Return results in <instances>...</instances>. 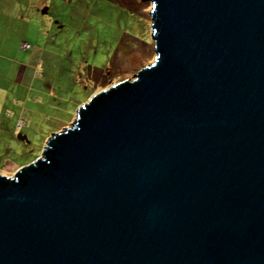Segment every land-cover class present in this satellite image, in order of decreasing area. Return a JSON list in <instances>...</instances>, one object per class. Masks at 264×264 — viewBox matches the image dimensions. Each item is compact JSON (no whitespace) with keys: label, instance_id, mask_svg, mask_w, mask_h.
I'll use <instances>...</instances> for the list:
<instances>
[{"label":"water","instance_id":"obj_1","mask_svg":"<svg viewBox=\"0 0 264 264\" xmlns=\"http://www.w3.org/2000/svg\"><path fill=\"white\" fill-rule=\"evenodd\" d=\"M155 56L0 174V264H264V0H148Z\"/></svg>","mask_w":264,"mask_h":264},{"label":"rangeland","instance_id":"obj_2","mask_svg":"<svg viewBox=\"0 0 264 264\" xmlns=\"http://www.w3.org/2000/svg\"><path fill=\"white\" fill-rule=\"evenodd\" d=\"M11 1H18L15 16L27 19L30 24L28 33L25 34L22 25L15 27V36L9 41L10 49H14V44L19 41L16 36L23 34L22 37H26L27 42L34 41L32 45L36 42L45 48L48 52L45 57L48 55V60L56 65L65 57L69 60L72 73L66 78V82L61 81V78L54 81L46 77L47 82L49 80L54 84L56 95L66 97L67 102L61 99L59 106L62 108H73L89 91L77 88L72 90V83L82 88V82L90 80L87 76L89 67L103 69L105 81H123L131 79L137 70L154 59L150 18L152 4L148 0ZM7 33L8 31L4 35ZM14 55L11 51L0 54V86L4 88V92L0 89V174L7 177H12L16 169L30 164L41 155L40 144L50 128L60 125L62 130L66 127L61 125L63 120L59 121L60 113L51 109L56 108L54 102L60 101L59 97L55 101L43 103V112L37 116H14V120L17 118L23 121L21 136L18 130H14L12 134L11 127L6 126L10 122L8 116L11 108L19 109L22 104L20 102L19 106H12L11 98L25 96V89H29L24 83L15 85L6 79ZM31 71L32 69L27 71L24 81H33ZM37 72L41 75L40 70ZM33 75L37 76L35 67ZM38 80L36 78L34 81ZM59 83L62 90L57 88ZM111 84L113 83L107 86ZM30 99L27 107L31 106ZM64 121L71 123L67 119Z\"/></svg>","mask_w":264,"mask_h":264},{"label":"crops","instance_id":"obj_3","mask_svg":"<svg viewBox=\"0 0 264 264\" xmlns=\"http://www.w3.org/2000/svg\"><path fill=\"white\" fill-rule=\"evenodd\" d=\"M17 4L18 1H11V0H0V54L2 55L3 52L11 51L13 52L14 59H12L11 62V68L9 69V75L6 78L8 82L13 83L15 85L24 83L28 85L29 89H25V96H16L14 98H11V105L12 106H19L20 102H22L21 106H19V109H15L16 107H12L11 111H9L8 124L7 127H11L12 134H14V130H18L20 132L19 136H21V131L23 129V125L20 128L16 127V121L13 119L14 116H19V118H23L24 115L30 114L32 116H37L38 113L42 111L43 103L50 102L51 100H54L59 97L60 101L54 102V106L56 108H51L57 111V113H60L59 121L63 120L61 122L62 126H68L70 125L73 120L76 118L78 108L83 105L84 102H87L98 90L103 89L107 84L109 83H116L118 81H105L104 78V71L103 69L99 67L91 68L89 67L87 70V76L90 78V80L83 81L82 88L76 84L72 83V90H75L77 88L78 90H89L85 97H82L80 102H77L76 105H74L73 108H62L59 106L61 104V99L63 98L66 102V97L62 94L56 95V89L54 87V84L51 83V81H46V77H50L52 80H56L61 78V81L66 82V78H69L71 75V66L69 64V60L67 57H65L62 62L59 65H56L53 61L48 60L47 56L45 57V54H48L45 48H43L41 45H37L36 42L32 45V42H28L29 46L27 48L21 47V43L26 41V37L23 38L22 35L26 32L28 33V24H30L27 19L21 17H16L15 14L17 13ZM22 25L24 33L20 36H16L17 41L16 44H14V49H10L9 47V41L10 39L15 36V27ZM8 31L6 35L4 33ZM5 37L6 40H5ZM27 42V41H26ZM53 53V52H49ZM64 57L66 55H61V57ZM13 63V65H12ZM33 67L36 68V75H33ZM32 69L30 73V77L33 78V81H24V78L27 74V71ZM40 70L41 75L37 72ZM80 76V75H78ZM86 76V75H85ZM36 78H38V81H34ZM60 80V79H59ZM47 84H44L46 83ZM102 82V83H100ZM48 88V90H46ZM59 90H62V85L59 83L58 87ZM0 89L4 92L3 86H0ZM94 93V94H93ZM32 96L30 99L29 97ZM30 99L31 106L27 107V101ZM88 99V100H87ZM87 100V101H86ZM55 101V100H54ZM43 112V111H42ZM72 112V113H71ZM48 116L49 114L46 113ZM69 120L71 123H66ZM73 118V120H72ZM22 120V119H21ZM60 126V125H59ZM53 127L50 128L43 136V140L40 144V150L43 149L47 137H49L52 132H57L60 130V127ZM1 130V129H0ZM24 137V136H23ZM40 156V155H39Z\"/></svg>","mask_w":264,"mask_h":264},{"label":"built area","instance_id":"obj_4","mask_svg":"<svg viewBox=\"0 0 264 264\" xmlns=\"http://www.w3.org/2000/svg\"><path fill=\"white\" fill-rule=\"evenodd\" d=\"M21 47H23V48H27L28 46H29V44L27 43V42H22L21 44ZM22 123H23V121L20 119V120H17V122H16V127L17 128H20L21 127V125H22Z\"/></svg>","mask_w":264,"mask_h":264},{"label":"trees","instance_id":"obj_5","mask_svg":"<svg viewBox=\"0 0 264 264\" xmlns=\"http://www.w3.org/2000/svg\"><path fill=\"white\" fill-rule=\"evenodd\" d=\"M24 42H26V41H24ZM28 43V42H27ZM29 44V43H28ZM17 122V121H16ZM22 126V125H21Z\"/></svg>","mask_w":264,"mask_h":264}]
</instances>
